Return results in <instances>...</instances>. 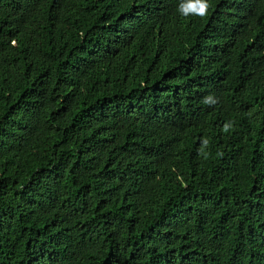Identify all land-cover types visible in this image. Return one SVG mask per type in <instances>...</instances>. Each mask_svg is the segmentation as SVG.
<instances>
[{
	"label": "trees",
	"instance_id": "16d2710c",
	"mask_svg": "<svg viewBox=\"0 0 264 264\" xmlns=\"http://www.w3.org/2000/svg\"><path fill=\"white\" fill-rule=\"evenodd\" d=\"M0 264H264V0H0Z\"/></svg>",
	"mask_w": 264,
	"mask_h": 264
},
{
	"label": "clouds",
	"instance_id": "9594fccd",
	"mask_svg": "<svg viewBox=\"0 0 264 264\" xmlns=\"http://www.w3.org/2000/svg\"><path fill=\"white\" fill-rule=\"evenodd\" d=\"M205 9H206V6H205ZM203 11V10H202Z\"/></svg>",
	"mask_w": 264,
	"mask_h": 264
}]
</instances>
